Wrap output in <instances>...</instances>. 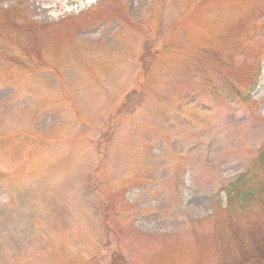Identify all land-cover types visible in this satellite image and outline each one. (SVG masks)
<instances>
[{
	"label": "rangeland",
	"instance_id": "obj_1",
	"mask_svg": "<svg viewBox=\"0 0 264 264\" xmlns=\"http://www.w3.org/2000/svg\"><path fill=\"white\" fill-rule=\"evenodd\" d=\"M75 7L0 0V264H221L220 190L264 147V0Z\"/></svg>",
	"mask_w": 264,
	"mask_h": 264
},
{
	"label": "trees",
	"instance_id": "obj_2",
	"mask_svg": "<svg viewBox=\"0 0 264 264\" xmlns=\"http://www.w3.org/2000/svg\"><path fill=\"white\" fill-rule=\"evenodd\" d=\"M220 192L225 205L213 217H222V241L231 251L221 264H264V147L247 171Z\"/></svg>",
	"mask_w": 264,
	"mask_h": 264
},
{
	"label": "bare ground",
	"instance_id": "obj_3",
	"mask_svg": "<svg viewBox=\"0 0 264 264\" xmlns=\"http://www.w3.org/2000/svg\"><path fill=\"white\" fill-rule=\"evenodd\" d=\"M97 0H32L36 16L40 19L56 17L58 12L69 11L71 7L76 10L84 9Z\"/></svg>",
	"mask_w": 264,
	"mask_h": 264
}]
</instances>
